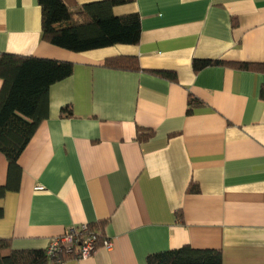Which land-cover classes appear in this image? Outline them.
I'll return each instance as SVG.
<instances>
[{
    "label": "crops",
    "instance_id": "obj_1",
    "mask_svg": "<svg viewBox=\"0 0 264 264\" xmlns=\"http://www.w3.org/2000/svg\"><path fill=\"white\" fill-rule=\"evenodd\" d=\"M113 11L139 14L138 44L76 53L41 38L37 0H0V53L73 64L18 158V190L0 198V238L45 249L104 221L111 246L61 264H146L183 245L219 249L222 264H264V71L192 70L194 58L264 63V0H132ZM120 55L140 69L103 66Z\"/></svg>",
    "mask_w": 264,
    "mask_h": 264
},
{
    "label": "trees",
    "instance_id": "obj_2",
    "mask_svg": "<svg viewBox=\"0 0 264 264\" xmlns=\"http://www.w3.org/2000/svg\"><path fill=\"white\" fill-rule=\"evenodd\" d=\"M41 9V38L58 48L71 52H86L115 45H136L140 40L139 14L116 15L114 8L132 0H96L71 8L64 0H37ZM211 65H225L250 71H264V63L225 62L212 59L192 60V70ZM104 67L138 71L136 56L120 55L105 60ZM73 64L51 58L0 53V152L7 162V179L0 186V198L9 191H17L21 175L18 158L25 149L38 125L48 117L49 88L69 77ZM156 74L174 80L170 70H156ZM264 99V86L260 89ZM199 104L193 96L188 98V111ZM62 114H72L69 106ZM148 138L150 133L140 135ZM191 184L190 191H196ZM2 208H0V217ZM104 221L88 223L87 232L95 235V248L106 239ZM66 259L70 254L62 251L47 255L46 249H13L8 238H0V264H52L57 257ZM146 264H222L219 249L193 248L183 245L176 249L149 254Z\"/></svg>",
    "mask_w": 264,
    "mask_h": 264
},
{
    "label": "built area",
    "instance_id": "obj_3",
    "mask_svg": "<svg viewBox=\"0 0 264 264\" xmlns=\"http://www.w3.org/2000/svg\"><path fill=\"white\" fill-rule=\"evenodd\" d=\"M40 186L35 187V190H42ZM87 232V226L81 225L79 227H74L66 230L64 233L53 237L50 239L48 245L46 246L47 255H55L56 253L62 251L66 254H70L78 259H86L90 257L95 248V235L92 233H87L82 235L81 241H79L80 232ZM103 246L109 248L111 243L109 240L105 239L103 241ZM63 259L57 257L54 259L52 264H61Z\"/></svg>",
    "mask_w": 264,
    "mask_h": 264
}]
</instances>
